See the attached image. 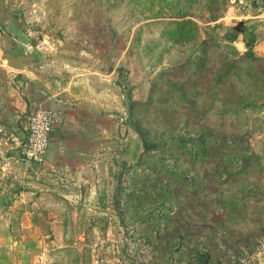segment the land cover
<instances>
[{
  "label": "rangeland",
  "instance_id": "1",
  "mask_svg": "<svg viewBox=\"0 0 264 264\" xmlns=\"http://www.w3.org/2000/svg\"><path fill=\"white\" fill-rule=\"evenodd\" d=\"M0 33L37 54L32 70L102 72L117 141L125 128L131 142L99 224L65 230L46 264H264V0H0Z\"/></svg>",
  "mask_w": 264,
  "mask_h": 264
},
{
  "label": "crops",
  "instance_id": "2",
  "mask_svg": "<svg viewBox=\"0 0 264 264\" xmlns=\"http://www.w3.org/2000/svg\"><path fill=\"white\" fill-rule=\"evenodd\" d=\"M23 35L17 27L11 36L16 47L29 43ZM6 41L0 33V50L13 52L7 50ZM254 53L264 55V47ZM38 62H43L39 69L27 64L26 71L15 74L0 58V197H14L0 214V264H46L56 249L72 243L65 230L82 224L96 227L100 220L93 215L104 213L97 203L111 189L107 182L114 180L115 169L133 161L125 128H120L117 141L115 102L98 87L104 74L91 67L96 74L79 78L82 73L72 64L63 68L46 59ZM34 105L60 110L63 115L51 131L45 171L38 175L22 170L27 164L17 143L6 142L9 123H20L21 131L22 119ZM9 184L18 186L16 192L7 188ZM46 229L53 235L50 241L45 239Z\"/></svg>",
  "mask_w": 264,
  "mask_h": 264
},
{
  "label": "built area",
  "instance_id": "3",
  "mask_svg": "<svg viewBox=\"0 0 264 264\" xmlns=\"http://www.w3.org/2000/svg\"><path fill=\"white\" fill-rule=\"evenodd\" d=\"M62 119L60 110L36 106L26 117L22 130L12 137L18 145L22 160L28 163L37 174L45 171L51 131L62 122Z\"/></svg>",
  "mask_w": 264,
  "mask_h": 264
},
{
  "label": "water",
  "instance_id": "4",
  "mask_svg": "<svg viewBox=\"0 0 264 264\" xmlns=\"http://www.w3.org/2000/svg\"><path fill=\"white\" fill-rule=\"evenodd\" d=\"M44 38H49L48 34H43ZM2 61L10 68L24 70L29 62L37 61V54L28 52H9L0 50Z\"/></svg>",
  "mask_w": 264,
  "mask_h": 264
},
{
  "label": "trees",
  "instance_id": "5",
  "mask_svg": "<svg viewBox=\"0 0 264 264\" xmlns=\"http://www.w3.org/2000/svg\"><path fill=\"white\" fill-rule=\"evenodd\" d=\"M254 40L253 37H251L248 40H244L245 46L247 47V52H249L250 54H252V48L254 46ZM36 107V106H35ZM147 146V145H146Z\"/></svg>",
  "mask_w": 264,
  "mask_h": 264
}]
</instances>
